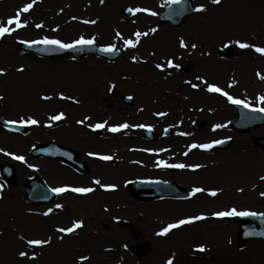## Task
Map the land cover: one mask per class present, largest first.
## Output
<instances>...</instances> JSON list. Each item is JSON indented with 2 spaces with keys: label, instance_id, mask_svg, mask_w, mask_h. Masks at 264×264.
I'll return each mask as SVG.
<instances>
[{
  "label": "rangeland",
  "instance_id": "rangeland-1",
  "mask_svg": "<svg viewBox=\"0 0 264 264\" xmlns=\"http://www.w3.org/2000/svg\"><path fill=\"white\" fill-rule=\"evenodd\" d=\"M110 1L35 0L29 12L21 15L27 26L0 37V68L5 69L0 74V111L8 120L19 122L31 116L39 121L26 124V135L0 128V149L7 152V157L1 155L0 167L11 164L16 170L12 183L0 172V264H166L169 258L173 264H264V241H248L240 248L237 223L212 215L232 207L264 213V148L256 142L264 137V125L245 132L234 130L235 104L220 93L214 98L215 92L207 90V84L214 83L253 107H264L258 99L264 95V54L238 43L264 47V0L247 1L246 10L239 0L219 4L193 0L194 12L179 26L159 20L167 0ZM30 2L0 0V23ZM201 4L205 9L196 11ZM136 7L157 14L127 11ZM37 24L43 26L37 28ZM152 28L157 31L151 32ZM136 31L149 34L141 36L136 47L125 46L123 40L135 41ZM81 35L95 36V44L101 47L113 43L122 54L116 60L90 54L46 58L23 53L19 47L20 42L44 36L67 43ZM181 38L188 47L180 46ZM225 45L233 48L234 57L220 56L218 49ZM170 59L180 67L169 66ZM125 96L132 97L130 103ZM60 112L64 113L61 120L49 119ZM81 120L83 124L78 123ZM104 121L108 123L102 129L88 126ZM125 122L150 126L156 139H145L140 127L108 130L109 125ZM216 124L224 127L213 130ZM224 139L231 140L224 149L190 147ZM51 140L79 152L90 172L79 174L60 160L31 156L35 144ZM181 150L188 151L191 165H201L190 168L187 180L159 164L175 163ZM16 155L25 160L15 159ZM104 155L112 159H101ZM31 176L43 178L52 188L93 191L68 190L58 193L53 203L31 205L25 199ZM142 178L176 181L191 191L196 187L205 191L192 202L140 200L131 195L128 183ZM97 179L115 188H102ZM209 190H218L217 195ZM16 198L20 204H10ZM57 204L63 207L56 208ZM48 209L53 211L44 215ZM201 214L206 218L166 235L157 234L169 223ZM77 220L83 225L72 233L57 231ZM122 222L126 225L121 226ZM29 239L50 242L30 246ZM138 242H147V254L130 251ZM199 245L206 250L198 251ZM22 251L28 255L20 256ZM80 256L89 259L80 261Z\"/></svg>",
  "mask_w": 264,
  "mask_h": 264
},
{
  "label": "snow or ice",
  "instance_id": "snow-or-ice-1",
  "mask_svg": "<svg viewBox=\"0 0 264 264\" xmlns=\"http://www.w3.org/2000/svg\"><path fill=\"white\" fill-rule=\"evenodd\" d=\"M168 3H174V4H179L181 3V0H167ZM213 3L215 4H219L220 3V0H212ZM35 3V0H31L30 3H26L24 4V6L20 9H18L16 11V13L9 17L5 22L3 23H0V37H3L5 34H10L11 32L19 29V28H23V27H26L27 26V20H22L21 19V15L23 13H27L29 12V10L33 7V4ZM101 3H103V0H101ZM205 9V6L203 4L199 5V7L196 9V11H203ZM127 11H129L130 13H138V12H149L151 15H156L157 13L155 12H152L150 9H146V8H139V7H136V8H128ZM73 19H75V17H73ZM85 23H96L95 20H92V21H84ZM43 25L42 24H37L36 27L37 28H41ZM157 29L156 28H152L151 29V32H156ZM149 33L147 32H144V33H141L140 31H136L134 33V36H135V41L132 39V38H128V39H124L123 42L125 44V46H130V47H136L137 43H139V39L141 36H147ZM117 36H120L122 39V34L117 32L116 33ZM96 42V37L95 36H92L90 38H85L83 35H81L79 38L71 41V42H64L62 41L61 39H58V38H49L48 36H44L42 37L41 39L39 40H25L23 41L24 44H27L29 47H32L33 45H36V44H44V45H54V46H57L58 48L60 49H70V48H75V47H82V46H93ZM238 43H240V47L241 48H248V47H252L255 49L256 52L258 53H261V54H264V47H260V46H257V45H249L247 43H241L238 41ZM180 46L181 47H188V45L185 43V41L183 40V38L180 39ZM192 48H195L196 45L195 44H192L191 45ZM116 50V45L113 44V43H110V44H107L103 47L100 48V51H103V52H108V53H113L115 52ZM133 60L136 59L135 56L132 57ZM168 65L171 66V67H175V68H179L180 65L179 64H174L173 60H168ZM157 68H163V65H160V64H157L156 65ZM23 69L21 68L20 71H22ZM5 72V69L3 68H0V74H3ZM259 75V74H258ZM198 80L202 79V77H197ZM261 79H264V76H261ZM233 83H235V81H233ZM199 85H196V84H193L192 87L196 88L198 87ZM229 87H231V84L229 85ZM207 90L209 92H215V93H220L222 94L223 96H225L231 103L233 104H237V105H242L246 108H252L253 111H260V112H264V107H253L251 105L250 102L244 100V99H239V98H235L233 97L232 95H230L227 91L223 90L221 87H219L217 84H207ZM61 95V98H65L63 96V93L60 94ZM45 100L47 99H50V97L48 96H45L43 97ZM0 99H3V97H0ZM67 99H71V97H67ZM128 99H132V97H128ZM259 101L264 104V95H261L259 96ZM157 115H166V113H157ZM64 117V113L63 112H60L59 114L57 115H53L51 116L49 119L51 121H59L61 120L62 118ZM85 119H90V117H85ZM17 123V121H14V120H10V121H7V125H15ZM19 123L24 125V124H28V125H36L39 123L38 120H36L34 117H27V119H25L24 117H21L20 120H19ZM78 123H81L83 124L84 121L81 120V121H78ZM107 121H104V122H98L94 125L92 124H89L88 126L90 128H92L93 130H96V129H102L104 128L106 125H107ZM129 127H140V128H144V127H150V126H146V125H143V124H140V125H129L127 122L125 123H121V124H116V125H109L108 126V130L110 132H119L121 131L122 129H127ZM221 127H224V125H221V124H216L214 125V128L213 130L217 129V128H221ZM222 143H225V140H212L208 143H202V144H196V143H193L190 147L191 148H201V149H205V150H208V149H211L214 145H219V144H222ZM0 151H3L2 149H0ZM185 155H187V153H184ZM8 155H13L12 153H8ZM89 155H94L93 153H89ZM15 159L17 160H20V161H24L25 160V157L24 156H21V155H16L14 157ZM101 159H104V160H110L112 159L111 156H108V155H104V156H101L100 157ZM160 165H163L165 167H168V166H172V167H178V168H185V167H188V168H192V169H196V168H199L201 167V165L199 164H195V165H185V164H176V165H167L164 161H160L159 162ZM29 167H33V165H29ZM261 179H264V177H261ZM96 184L100 185V187L102 188H105V189H112V188H115V185H104V184H101L100 180H96L95 181ZM2 187V186H0ZM68 190H71L73 192H76V193H81V194H85V193H89V192H92L93 189L92 188H89V187H75V188H71L69 189L68 187H56V188H53L51 189L52 192L54 193H63L65 191H68ZM240 191H243V189H239ZM202 191H205V189H202V188H193L192 189V193L195 194V193H199V192H202ZM217 191L218 190H209V194L212 195V196H216L217 195ZM262 196H264V193H261ZM63 206L60 205V204H57L56 205V208H62ZM53 210L52 209H48L47 212L44 213V215H48L49 213H51ZM212 215H214L215 217H219V218H222V217H227V216H254V215H260V216H264V213H255V212H252V211H238L235 207H232L231 209L229 210H226V211H217L215 213H213ZM206 217L201 214V215H197V216H192V217H188V218H184V219H179L173 223H169L167 226L163 227L161 229V231L159 233H157L158 235H166L169 233V231L171 229H175V228H179L180 226L182 225H185V224H189V223H192L193 221H197V220H202V219H205ZM83 225V221L82 220H77L75 221L71 227H67V228H59L57 229V231L61 232V233H72L76 228H79V227H82ZM260 235H264V232L260 233ZM50 241L49 240H41V239H29L27 241V244L30 245V246H33V245H44V244H47L49 243ZM125 247H127V245H125ZM198 251H205V247L203 245H199L198 248H197ZM20 256L24 257V256H27L28 254L26 252H20L19 253ZM35 256V254H33V257ZM89 259V257L87 256H80L79 257V260L80 261H87ZM166 264H173V258H169L166 262Z\"/></svg>",
  "mask_w": 264,
  "mask_h": 264
},
{
  "label": "water",
  "instance_id": "water-1",
  "mask_svg": "<svg viewBox=\"0 0 264 264\" xmlns=\"http://www.w3.org/2000/svg\"><path fill=\"white\" fill-rule=\"evenodd\" d=\"M193 11V3L191 0H181V3L174 4L170 3L165 7V11L161 14V20L163 22H171L174 25L182 24L185 18ZM25 49L35 50L37 53L45 54V55H61L70 51V49H60L54 45H44L38 44L29 47L28 45H23ZM88 50H95L99 53L103 52L95 46H83L81 50H75L76 55H80ZM105 55L109 57H115L117 53L111 55L108 52H104ZM240 116L239 119L234 122V125L241 130H247L255 125L264 123V113L249 111L244 109L243 107H239ZM0 121L7 125L1 117ZM14 129H24L20 126L9 125ZM152 132H147L149 137ZM258 142L264 145V139L259 138ZM229 144V141H225V143L214 145L213 147H225ZM33 154L35 156H49V157H65L68 162L77 165L81 170H86V167L82 164L76 163L74 158L76 154L68 149H64L60 147L57 143H50L48 145H39L34 149ZM5 175L9 179H13L14 173L10 166H5L3 169ZM134 194L143 197V198H152L157 196H183L187 195L183 189L178 188L175 183H165L162 181H150L143 182L138 181L131 184ZM29 192L27 194V199L31 202H47L54 198V193L49 190L44 183L39 180V178H34L29 181L28 184ZM154 189V193L146 194L143 193V190ZM235 219L239 221L240 224V242L242 245L245 243L247 239L253 238H261L264 239V235H260V233L264 232V216L254 215V216H235ZM133 251L139 254H145L148 252V246L145 243H139L133 246Z\"/></svg>",
  "mask_w": 264,
  "mask_h": 264
},
{
  "label": "bare ground",
  "instance_id": "bare-ground-1",
  "mask_svg": "<svg viewBox=\"0 0 264 264\" xmlns=\"http://www.w3.org/2000/svg\"><path fill=\"white\" fill-rule=\"evenodd\" d=\"M112 1H119V0H111L110 3H111ZM239 1H240V3H241V4H240V5H241V9H242V10H246V7L248 6L246 3H247V1H249V0H239ZM255 1H256V0H255ZM108 9H111V7L109 6ZM8 72H9V74L11 73L10 70H9ZM10 75H11V74H10ZM9 77H11V76H9ZM10 82H11V81H9L8 84H10V87H13L12 84H14V83L11 84ZM15 84H16V82H15ZM8 86H9V85H8ZM211 96L215 98V97H217V94H216V93H212ZM1 155H4V156L7 157V152H6L4 149H3V151H0V163L4 161V158L2 159ZM17 203L20 204V201H19L17 198H16V199H12V200H10V204H12V205L17 204ZM21 207H22V206H19V208H21Z\"/></svg>",
  "mask_w": 264,
  "mask_h": 264
},
{
  "label": "flooded vegetation",
  "instance_id": "flooded-vegetation-1",
  "mask_svg": "<svg viewBox=\"0 0 264 264\" xmlns=\"http://www.w3.org/2000/svg\"><path fill=\"white\" fill-rule=\"evenodd\" d=\"M187 178H190L189 176H185V179L187 180Z\"/></svg>",
  "mask_w": 264,
  "mask_h": 264
}]
</instances>
